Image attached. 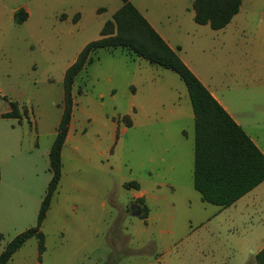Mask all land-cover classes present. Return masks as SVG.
Masks as SVG:
<instances>
[{"label": "rangeland", "instance_id": "rangeland-1", "mask_svg": "<svg viewBox=\"0 0 264 264\" xmlns=\"http://www.w3.org/2000/svg\"><path fill=\"white\" fill-rule=\"evenodd\" d=\"M129 1L212 85H232L235 61L240 74L264 71V0H243L246 34L236 48L194 21L192 0ZM120 5L0 0V252L36 225L65 70ZM89 58L71 87L60 179L38 227L42 248L34 234L7 264H255L254 213L243 223L193 186V112L179 75L122 46ZM11 102L19 117L1 116Z\"/></svg>", "mask_w": 264, "mask_h": 264}, {"label": "trees", "instance_id": "trees-1", "mask_svg": "<svg viewBox=\"0 0 264 264\" xmlns=\"http://www.w3.org/2000/svg\"><path fill=\"white\" fill-rule=\"evenodd\" d=\"M240 4L241 0H192L193 19L198 24H208L214 30L221 29L238 12ZM115 46L130 49L151 64L170 68L183 80L194 120L193 186L201 200L225 208L264 180V154L140 11L129 0H121L111 19L101 28L100 37L87 43L65 70L62 113L48 152L51 177L41 200L36 225L18 233L3 247L0 264H7L11 255L34 234L40 238L39 248H42L38 227L60 179V152L72 112L74 77L90 59L92 50ZM11 106V111L3 113V117H19L14 110L15 103L11 102ZM124 185L138 189L134 182ZM142 210L140 215L146 217L148 209L145 203ZM255 262L264 264V247L256 253Z\"/></svg>", "mask_w": 264, "mask_h": 264}, {"label": "crops", "instance_id": "crops-1", "mask_svg": "<svg viewBox=\"0 0 264 264\" xmlns=\"http://www.w3.org/2000/svg\"><path fill=\"white\" fill-rule=\"evenodd\" d=\"M242 3L243 0H241L238 12L231 20L223 28L216 30L220 34L219 37L223 46L226 42L232 41L235 47L237 38L242 36L241 33L246 34L244 27L240 23L242 21L241 15L239 17ZM146 20L176 54L178 53L177 49H182V46L178 44L173 45L166 36L158 32L147 18ZM249 36L252 37V35ZM250 54L253 53L250 51ZM178 56L264 154V71H257L255 68L249 75L248 73L240 74L241 67L237 64L238 61H235L234 82L232 85L224 84L216 87L208 82L207 77L200 73L197 68L194 70L195 68L190 66L189 62L180 55ZM230 95L233 96L232 102L229 99ZM133 196L141 197L145 201L144 191L140 188L133 193ZM231 207L239 215L238 218L243 223L248 222L246 219L248 214L254 213L253 220H250L253 230V238L250 239V243L255 245L254 249L251 250L255 261L256 253L264 247V180L225 208ZM250 260L253 264V259L251 258Z\"/></svg>", "mask_w": 264, "mask_h": 264}, {"label": "water", "instance_id": "water-1", "mask_svg": "<svg viewBox=\"0 0 264 264\" xmlns=\"http://www.w3.org/2000/svg\"><path fill=\"white\" fill-rule=\"evenodd\" d=\"M136 213H138V212L136 211Z\"/></svg>", "mask_w": 264, "mask_h": 264}]
</instances>
